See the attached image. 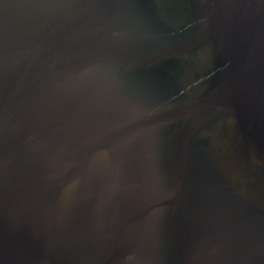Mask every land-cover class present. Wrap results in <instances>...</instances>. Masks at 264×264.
I'll return each instance as SVG.
<instances>
[{"label":"water","instance_id":"obj_1","mask_svg":"<svg viewBox=\"0 0 264 264\" xmlns=\"http://www.w3.org/2000/svg\"><path fill=\"white\" fill-rule=\"evenodd\" d=\"M0 264H264V0H0Z\"/></svg>","mask_w":264,"mask_h":264}]
</instances>
